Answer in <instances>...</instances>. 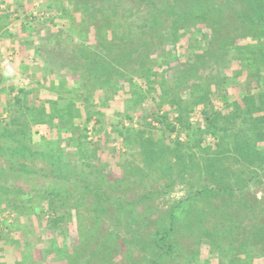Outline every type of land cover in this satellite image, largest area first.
Instances as JSON below:
<instances>
[{
    "label": "rangeland",
    "instance_id": "rangeland-1",
    "mask_svg": "<svg viewBox=\"0 0 264 264\" xmlns=\"http://www.w3.org/2000/svg\"><path fill=\"white\" fill-rule=\"evenodd\" d=\"M109 1H102L100 9L107 10ZM127 1L130 5L127 4V8L132 10H127V13H132L131 19L135 18L136 22L142 21V15L136 13L138 9L144 15H158L155 8H146L141 0ZM219 1L235 9L233 13L227 10L219 17L217 24L221 37L230 33L242 35L248 24L238 13L246 8L245 2L201 0L204 7H214V3ZM68 5L71 4L62 7L61 0H36L33 6L28 9L22 6L21 9L22 15L28 13L32 17V29L22 27L11 33L0 28V118L4 119L0 120V133L2 131L4 135L0 140V197L3 202L0 203V264H33L34 259L54 264L53 252L46 253L44 248L47 244L52 248L55 243H61L63 236L58 234V227L52 230L47 226L48 215L53 212L51 208H56L58 215L60 210V214L66 217L64 224L69 247L79 241L76 213L81 212V227L90 229V234L94 236L90 242L81 244L84 245L83 255L96 247L99 249L90 264H152L154 248L152 250L148 246L141 249L129 241L133 231L129 226L142 234L141 241L142 238L146 240L162 222L164 226L169 224L166 217L173 205L191 199L192 194L204 186L212 188L217 184L208 176L195 172L190 177L186 176L184 183L177 181L167 185L170 177L163 176L160 171L154 173L146 162L145 143L131 140L128 146L125 144L118 133L122 125L133 127V137L143 131L145 138L152 137L157 141L170 142L176 139L178 133L152 126L154 101L147 98L136 103L134 100L132 88L142 85L143 80L140 77L131 81L126 79L132 78L135 73H129L124 68L125 64L119 65L114 61L113 57H119L116 52L118 47L111 46L107 40L106 47L101 45L96 36L97 24L102 23L98 19L100 14H97L99 23L94 24L96 21L86 18L87 13L82 14L73 10V5ZM123 10L118 13L123 15ZM10 27L15 26L11 24ZM187 36L183 37L182 43H187ZM192 37L191 45L183 48L179 46L181 42H172V35L169 34L164 37L167 43L162 46L165 47L162 54L150 44L143 46L140 58L135 53L133 56L137 60L133 63L127 61L135 72L152 65L157 79L166 78L169 87H174L180 77H185L182 85L189 86L179 87L182 91L180 95L185 99L181 104L184 108L191 103V85L199 81L215 82L225 74L220 72V60L212 55L214 47L206 49L199 36L194 34ZM101 38L105 40L103 36ZM122 49H119L120 54H123V46ZM165 53L175 54L169 59L170 64L166 65L169 66L165 67L167 70L157 65ZM25 54L30 56L31 62L22 60ZM150 56L156 59L151 61ZM232 56L227 59H232ZM96 65L102 72L99 78L109 77L110 83L95 82L97 76L94 73L82 76L86 69H95ZM117 80L121 81L118 91L114 87ZM255 83L253 80L245 81L243 77L230 84L231 98L241 100L246 93L256 92ZM15 96L20 99L17 104ZM219 101V105L223 106V102ZM163 104V109L170 112L177 111L179 107L170 106V101ZM128 115L131 118H127ZM190 121L194 123L196 120L191 117ZM194 125L197 127V124ZM192 129L181 128L180 140L184 143L195 140L197 135ZM82 151L90 155L87 158L89 166ZM258 174L260 176L245 190L210 198L211 205L205 207L206 213L199 221L183 214L175 240L180 250L185 252L181 256L175 254L177 258H170L165 264H193L185 261L186 254H191L193 250L200 257L201 264H205V260H209L210 264H219L221 258L227 261L228 255H221L217 249L215 254L211 252L213 240L216 244L223 243L227 233L224 226L228 221L222 212L223 203H227L226 199L232 202L242 199L226 210L240 214L244 224L250 219L246 217L248 212L252 217L254 215L249 204L256 205V213L264 210V171H258ZM87 183L88 189L84 187ZM50 192L66 197L64 205L61 206L56 197L52 199L54 204L50 208L51 202L46 200L50 198ZM243 201L245 206L239 204ZM73 203H78V206L72 207ZM197 205L203 207L204 203ZM69 210L73 216L69 215ZM114 232L118 236H113ZM11 236L16 237L14 243H20L19 246L8 243ZM106 237L110 240L99 246ZM27 243L28 248L23 249ZM259 257L254 263L264 264V258Z\"/></svg>",
    "mask_w": 264,
    "mask_h": 264
},
{
    "label": "trees",
    "instance_id": "trees-1",
    "mask_svg": "<svg viewBox=\"0 0 264 264\" xmlns=\"http://www.w3.org/2000/svg\"><path fill=\"white\" fill-rule=\"evenodd\" d=\"M102 1L104 0H76L75 2L61 0V5L64 7L69 3L74 6L73 10L81 11L82 14L87 13L88 17L86 18L96 21L94 24L99 23V21L102 22L100 25L97 24L98 28H96V36L101 40V45L106 47L107 40V43L111 46L118 47L116 52L119 57H113L114 61H117L119 65L125 64L124 68L129 73H135L132 78L128 77L126 79L131 81L135 77H140L143 80L142 85L138 84L136 85L137 88H132L131 93L134 94L136 103L147 98L154 101L153 110L151 111V116L154 117L152 126H156L155 128L160 126L170 133H178L176 139L170 142L157 141L152 137H146V139L143 131L133 137L131 136L134 130L133 127L122 125L123 127L118 130L119 135L124 138L125 144L131 140L146 144V162L154 173L160 171L163 176L170 177V181L166 183L167 185H173L177 181L184 183L186 176L190 177L195 172L208 176L217 184L216 187L212 188L204 186L202 190L195 191L191 199H185L173 205L166 217L169 219V224L164 226V222H162L161 226L154 231V234L148 236L146 240L142 238L141 241L142 234L132 225L129 226L133 229L129 241L134 242L141 249L148 246L152 250L154 248L155 252L152 254L154 258L151 259V263L165 264L170 258L172 260L176 259L175 254L181 256L185 252V250H180L175 240L176 230L183 214L199 221L206 213L205 207L211 205L210 198L213 199L215 196L224 197L235 190L243 191L260 176L258 171H264V148H262V145L264 147V0H243L246 8L239 11L238 14L248 24L247 30L242 35H232L230 33L224 37H221L220 26L217 21L227 10L235 11L231 5H226L224 1L214 3V7H204L201 0H141L146 8H155L158 15H144V12L140 13L138 9L136 13L142 15V21L141 17H138L139 22H136L135 18L131 19L132 13H127V10L132 11L129 9L130 5L127 0L126 2L125 0H110L107 10L100 9ZM127 4L129 8H127ZM119 10H123L125 13L121 15V13H118ZM97 14H100L98 15L100 18L97 17ZM252 30L256 32H252ZM169 34L172 35V42H181L179 46L183 48H188L191 45L192 35L199 36L203 40L206 49L214 47L212 55L220 60L222 65L220 72L225 73L222 74V78L218 77L215 82L212 80L203 83L199 81L191 85L193 88L190 90L191 103L185 105V108H187L185 112L182 111L185 108L181 105L185 99L181 97L182 91L179 90V87H185V84L182 85L185 77L179 76L181 79L176 81V87H169L166 78L157 79L156 73H153L154 67L152 65L141 68L140 72H135L134 68L131 69L127 65V61L133 63L134 60H137L133 56L135 53L140 58L141 50L144 49L143 46L153 44L156 50H159L162 54L165 51V47L162 46L167 43L164 37ZM102 36L105 38L104 41H102ZM186 36L185 41L187 43L184 44L182 40ZM150 38L154 40H150ZM122 46L124 51L123 54H120L119 49L120 51L123 50ZM231 56L232 59H227ZM155 57H158V55ZM155 57L151 58L150 56L151 61L155 60ZM173 57H175L174 53L172 55L165 53L157 65L160 69L167 70L165 67L170 64L169 59ZM181 60H183V57H181ZM93 62L96 63V60L93 59ZM96 68H85L86 72L82 76L94 73L97 76L95 82L110 83L109 77L99 78L102 72L99 68ZM243 77L245 81H255L257 91L246 93L242 96L244 99L241 97V100L232 99L229 86L237 83ZM120 83V80L114 82L116 91L121 89ZM134 85L135 83L131 84V86ZM172 88L174 91H172ZM23 90V88L20 89L21 92ZM13 98L16 100V104L20 102L19 97L15 96ZM219 100L223 102V106L219 105ZM165 101H170V106H179V110L177 109L175 112H170L168 109L164 110L163 103ZM189 105H191V108H188ZM191 117L196 120L194 123L190 121ZM127 118H131V116L128 115ZM0 120L4 119L0 118ZM194 124H197V127H194ZM181 128H193L194 134L197 135L196 139L186 143L181 141ZM3 136L1 131L0 140ZM83 153L86 159L85 162L89 166L87 158L90 155ZM227 169L231 172H228ZM161 181L163 182V180ZM84 187L88 189V183ZM49 197L46 200L51 202L50 208L54 204L52 199L56 197L59 198V202L61 201V206L67 200L58 192H50ZM226 201L227 203H223L225 210L222 209L228 221L224 226L227 229L224 236L225 241L216 244V240H213L211 252L215 254L217 249L221 255H228L227 261L221 258L219 264H255V259L260 258L259 256L264 258V210L256 213V205L249 204L248 207L252 208L251 211L254 215L252 217L248 212L249 215L247 213L246 217L250 219L248 223L244 224L239 218L240 214H234V212L226 210L231 204L242 201V199L233 202L226 199ZM199 202H203L204 206L199 207L197 205ZM0 203L3 204L1 197ZM239 204L245 206L244 201ZM77 206L78 203L72 204V207ZM51 209H53V212L48 215L50 217L47 226L52 230L58 227V234L63 237H61V243H58V238L55 237V242H57L55 246L50 248V245L47 244L44 252H53L54 264H90L94 260V253L98 252L99 249L96 247L89 254L83 255L84 245L81 246V244L84 241L90 242L94 236L90 234V229L81 227L83 225L79 222L82 217L81 212L77 211L79 213H76L79 225L77 232L80 231L79 241L75 246L69 247L67 227L64 224L66 217L64 214H60V210L58 215L56 208ZM69 215L73 216L74 214L70 212ZM132 219L135 220V217H132ZM112 235L118 236V233L114 232ZM14 239L16 237L11 236L8 243L16 245ZM228 239L231 240L228 241ZM109 240V237H106L100 241L99 246H104ZM19 245L20 243L16 246ZM27 245L28 243L23 249H27ZM79 249L82 252H78ZM104 250H106L105 247ZM34 255H32L33 258H35ZM185 258L187 263L201 264L200 257L195 254L194 250L191 254H186ZM204 263L210 264L209 260H205ZM33 264L44 263L34 259Z\"/></svg>",
    "mask_w": 264,
    "mask_h": 264
},
{
    "label": "crops",
    "instance_id": "crops-1",
    "mask_svg": "<svg viewBox=\"0 0 264 264\" xmlns=\"http://www.w3.org/2000/svg\"><path fill=\"white\" fill-rule=\"evenodd\" d=\"M33 1L34 3H32V0H0V28H2L1 31L14 32L18 28L22 27H26L27 30L32 29L34 25L32 17H30L28 13L22 15L21 9L22 6L24 8L26 7V9L33 6L36 0ZM9 20L11 24H14V28L10 27L11 24L8 23ZM16 25H18V27ZM25 55L26 56H24L22 60L24 62H26V60L27 62H29L28 58L30 56L28 57L27 54Z\"/></svg>",
    "mask_w": 264,
    "mask_h": 264
},
{
    "label": "built area",
    "instance_id": "built-area-1",
    "mask_svg": "<svg viewBox=\"0 0 264 264\" xmlns=\"http://www.w3.org/2000/svg\"><path fill=\"white\" fill-rule=\"evenodd\" d=\"M31 60H32V59H30V58L28 59L29 62H31Z\"/></svg>",
    "mask_w": 264,
    "mask_h": 264
}]
</instances>
